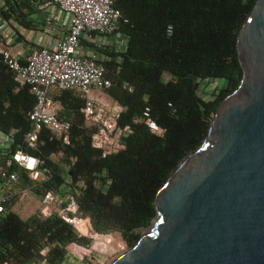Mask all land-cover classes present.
<instances>
[{
  "label": "trees",
  "instance_id": "16d2710c",
  "mask_svg": "<svg viewBox=\"0 0 264 264\" xmlns=\"http://www.w3.org/2000/svg\"><path fill=\"white\" fill-rule=\"evenodd\" d=\"M42 2L0 0V18L33 30L43 24L37 9ZM255 2L113 0L125 20L118 21L116 31L126 44L121 51H103L109 57L102 62L104 76L110 82L103 92L122 106L117 126L129 132L121 138L122 149L103 157L90 144L96 126L84 123L82 99L69 89L50 94L59 103L57 117L69 122V143L41 128L33 146H27V112L34 97L27 85L12 80L0 59V131L12 132V142L0 152V166L17 149L40 158L49 179L27 180L22 188L38 198L46 190L73 198L95 235L117 233L131 247L154 218L157 189L200 145L218 103L238 85L235 39ZM210 79L221 84L203 97L198 81ZM145 107L160 135L143 123ZM8 170L26 177L15 165ZM15 196L0 211V264H65L69 245L87 244L54 213L21 218L11 210Z\"/></svg>",
  "mask_w": 264,
  "mask_h": 264
},
{
  "label": "water",
  "instance_id": "95a60500",
  "mask_svg": "<svg viewBox=\"0 0 264 264\" xmlns=\"http://www.w3.org/2000/svg\"><path fill=\"white\" fill-rule=\"evenodd\" d=\"M236 88L154 195L155 215L108 264H264V0L235 39ZM17 182L25 186L19 175Z\"/></svg>",
  "mask_w": 264,
  "mask_h": 264
},
{
  "label": "built area",
  "instance_id": "2783aa9c",
  "mask_svg": "<svg viewBox=\"0 0 264 264\" xmlns=\"http://www.w3.org/2000/svg\"><path fill=\"white\" fill-rule=\"evenodd\" d=\"M37 9L46 26L57 20V13H64L67 16L65 33L49 40L45 32L38 31L33 48L27 54L23 53L20 44L9 45L4 39L0 40V59L11 72L12 80L18 85H27L34 97L27 112L31 130L24 135L26 145L33 146L41 128L47 129L63 144L69 143V122L57 117L59 103L50 95L54 89H69L82 99L80 112L84 123L96 126L90 135L91 146L102 157L116 153L123 148L121 138L129 128L117 126L122 106L103 92L110 82L104 76L102 62L109 59L103 52L105 48L121 51L126 44V38L116 31L118 21L122 20L119 10L113 6V0H43ZM218 82V79L198 81L199 94L207 96L220 86ZM142 120L152 133L161 134V128L150 118L147 107L142 112ZM11 142L12 132L0 131V152ZM14 165L25 172L26 181L38 183L50 177L43 160L36 156L17 149L4 157L0 166V211L3 202L27 190L17 182L19 175L8 170ZM35 213L40 217L54 213L69 224L78 237L96 239L97 235L91 231L71 197L46 190L38 198ZM85 246L87 244L71 245V248L77 252ZM69 252L76 256L73 251Z\"/></svg>",
  "mask_w": 264,
  "mask_h": 264
},
{
  "label": "rangeland",
  "instance_id": "374dc122",
  "mask_svg": "<svg viewBox=\"0 0 264 264\" xmlns=\"http://www.w3.org/2000/svg\"><path fill=\"white\" fill-rule=\"evenodd\" d=\"M0 27H8V30H13L15 33V27L17 25L14 21H4L0 20ZM4 31L0 32V37L3 34ZM167 78L164 76V79ZM218 84H221V81L218 82ZM213 116V115H212ZM210 116V118L212 117ZM209 118V120H210ZM210 123V121H209ZM86 124V123H85ZM58 155L52 156V159H56ZM22 192L17 193L14 200V206L16 213L22 217L25 218L26 215H29V213H33L36 211V205L38 202V197H27L28 195L22 196ZM62 196V195H61ZM65 197V196H63ZM30 199V200H29ZM108 237L109 243L108 249L104 251L101 250V247L99 246L98 240L96 239H88L87 240V246H85L83 249H80L79 251L73 250V247L71 248V245L67 247L68 251H75L76 256H72L70 252L68 253V262L67 264H108L111 260H113L115 257H117L119 254L124 252L128 249V247L124 244V242L120 239L117 233H109L106 235ZM72 252V253H73Z\"/></svg>",
  "mask_w": 264,
  "mask_h": 264
},
{
  "label": "crops",
  "instance_id": "0c3cea01",
  "mask_svg": "<svg viewBox=\"0 0 264 264\" xmlns=\"http://www.w3.org/2000/svg\"><path fill=\"white\" fill-rule=\"evenodd\" d=\"M0 20L2 21V19L0 18ZM66 20H67V16L64 13H57V20L54 22L52 21L51 24L49 26L44 25V22L41 26H38L37 28L33 29V30H24L21 27L17 26L15 27V33L13 32V30H8V27H0V32L4 31L3 34L0 37V40L4 39V41H6V44L12 45L14 43L16 44H20L22 46V50L24 54H27L31 48H33V40L35 37V34L38 31H43L47 34L48 39L50 40V38H56L59 37L61 35H63L66 31ZM85 45H84V49H85ZM2 194V185L0 184V196ZM28 195L27 197H35L34 195H32L30 192H28L27 190L25 191L24 195ZM23 196V194H22ZM38 199V198H37ZM30 200V199H29ZM36 205V211H37V207H38V202ZM11 210L15 211V206L12 205ZM35 211V212H36ZM33 212V213H35ZM32 213H29V215ZM28 215H26L25 217H27ZM22 218V217H21ZM68 250V249H67ZM68 262V259H66ZM67 262L65 261V264H67Z\"/></svg>",
  "mask_w": 264,
  "mask_h": 264
},
{
  "label": "bare ground",
  "instance_id": "6f19581e",
  "mask_svg": "<svg viewBox=\"0 0 264 264\" xmlns=\"http://www.w3.org/2000/svg\"><path fill=\"white\" fill-rule=\"evenodd\" d=\"M95 238H96V240H98L101 237L96 236ZM101 239L102 240L99 242L101 250L103 249L104 251H106L108 249V245L107 244L109 243L108 237L104 236Z\"/></svg>",
  "mask_w": 264,
  "mask_h": 264
}]
</instances>
